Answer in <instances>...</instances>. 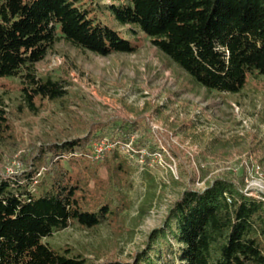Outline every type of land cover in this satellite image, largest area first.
<instances>
[{
    "label": "trees",
    "instance_id": "obj_1",
    "mask_svg": "<svg viewBox=\"0 0 264 264\" xmlns=\"http://www.w3.org/2000/svg\"><path fill=\"white\" fill-rule=\"evenodd\" d=\"M136 32L207 89L238 92L249 74L264 77V0H0V78L26 69L24 107L37 112V98L69 94L68 79L34 70L58 40L100 56L131 54L140 47ZM4 107L0 97V142L10 129ZM105 126L37 147L23 155L20 174L0 173V264H89L45 240L73 223L91 229L116 215L110 201L86 207L75 173L79 163L98 160L93 143ZM121 128L129 141L132 127ZM119 158L107 154L105 164L122 170ZM103 264H264V200L224 178L186 189L142 248Z\"/></svg>",
    "mask_w": 264,
    "mask_h": 264
},
{
    "label": "rangeland",
    "instance_id": "obj_2",
    "mask_svg": "<svg viewBox=\"0 0 264 264\" xmlns=\"http://www.w3.org/2000/svg\"><path fill=\"white\" fill-rule=\"evenodd\" d=\"M136 33L137 52L109 56L58 40L34 70L41 78L68 79L69 94L56 102L37 98V112L24 107L26 69L0 78L10 126L0 142L5 176L23 172V155L37 147L84 137L93 125L106 124L93 143L98 160L79 163L75 173L86 188V207L110 201L116 215L91 229L73 223L45 240L89 264L133 255L186 189L204 190L224 178L264 200V77L249 74L238 92L207 89ZM122 125L132 127L129 141ZM112 152L122 170L105 164Z\"/></svg>",
    "mask_w": 264,
    "mask_h": 264
},
{
    "label": "built area",
    "instance_id": "obj_3",
    "mask_svg": "<svg viewBox=\"0 0 264 264\" xmlns=\"http://www.w3.org/2000/svg\"><path fill=\"white\" fill-rule=\"evenodd\" d=\"M120 149H122L123 151H126L127 150V148H126V146L125 145H119L118 146ZM102 151V149H99V152H101Z\"/></svg>",
    "mask_w": 264,
    "mask_h": 264
}]
</instances>
